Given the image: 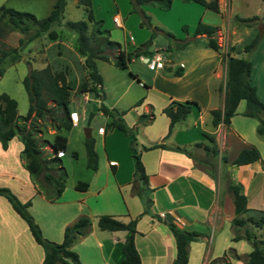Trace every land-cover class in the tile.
<instances>
[{
	"label": "crops",
	"instance_id": "crops-1",
	"mask_svg": "<svg viewBox=\"0 0 264 264\" xmlns=\"http://www.w3.org/2000/svg\"><path fill=\"white\" fill-rule=\"evenodd\" d=\"M216 1L218 12L214 14L219 15L220 20L203 23L221 25L224 17L221 6L224 0ZM225 1L230 13L231 8L235 7L234 2L238 0ZM256 1L259 11L262 7L259 0ZM256 1L240 0L244 5ZM258 11L254 15H257ZM203 15L204 12L200 19ZM186 38L191 39V36L186 35ZM182 54L180 58L179 54L172 56L169 52L170 57L166 60V65L172 68L180 66L182 74L172 77L165 73L161 76L163 83L166 80H172L175 84L183 83V90L157 89L161 101L154 108L155 112L151 110L152 100H148L150 103L144 105L145 111H151L153 117L140 127L141 133L138 131L135 134L136 151L139 152V159L147 177L145 186L150 189L147 194L151 200L150 213L143 212L144 204L136 194L139 187L143 186L133 179L135 153L128 148L129 137L121 135L118 129L113 128L104 133L102 128L98 127L99 140L95 146L97 167L85 180L86 189L75 190L74 184L71 187L65 186L60 195L52 201L36 193V187L22 167L19 158L22 148L20 141L13 137L8 141L6 149L0 147V186L6 187L21 202L30 201L28 209L44 238L60 242L66 226L81 216L89 219L87 233L77 237L70 245L82 264H118L122 258L121 245L126 231L100 230L96 225L99 215H110L124 223L136 218L133 243L140 264H171L175 247L165 220L172 221L180 229L200 233L197 240L188 243L187 264H243L245 255L250 251L245 247L242 252V244L247 240H231L234 235L231 225L234 212L226 186L228 182L238 184L240 192L245 196L246 211L239 217L256 219L259 217V214L256 215V209L260 215H264V156H261L257 146L258 140L264 145V136L256 134L257 120L242 115L243 110L237 112L235 109L229 124L218 123L212 126L208 111L222 109L225 65L216 52L205 47L200 41L186 44ZM139 57L145 62L147 56ZM156 70L155 78L160 77L159 71L164 72L165 69L163 67L150 71ZM194 75L201 79L203 75L206 77L202 98L193 93L197 86L189 79ZM208 80H215L214 85ZM101 88L102 84L100 90ZM186 100L196 102V106L192 105L184 120L176 123L164 138L168 118L162 113V108L170 101ZM72 112L78 120V114L74 110ZM137 116L138 113L134 121L129 119L125 124L128 127L134 126ZM253 132L258 138L257 141L251 139ZM205 135L214 138L218 149L212 167L183 153L165 148L141 150L142 146L159 142L187 148L192 147L194 143H200V147L192 149L204 157ZM246 147L256 148L259 159L237 166L230 163L238 151ZM221 155L226 158L224 162L220 159ZM211 168L215 170L210 173ZM227 251L237 257L225 256ZM42 256L43 251L33 241L25 222L12 210L8 201L0 196V264H40Z\"/></svg>",
	"mask_w": 264,
	"mask_h": 264
},
{
	"label": "trees",
	"instance_id": "trees-1",
	"mask_svg": "<svg viewBox=\"0 0 264 264\" xmlns=\"http://www.w3.org/2000/svg\"><path fill=\"white\" fill-rule=\"evenodd\" d=\"M172 1L129 0V3L131 9L138 10L141 18L140 24H145L153 29L162 31L168 39L174 42L176 48L182 49L190 41L194 43L200 41L205 47L210 48L220 56L221 61L225 65L223 106L222 109H211L208 111L212 126H216L218 123L224 125L229 124L230 117L234 114L238 102L243 100L245 107L242 115L256 119L257 125L255 132L257 135L264 136V102L257 97L255 88L250 83V61L246 58L230 55L229 50L233 49L231 46L226 51H222L221 46L217 43L214 36L217 26L198 20L191 39H176L169 31L156 25L152 26L149 15L141 9L142 5H149L161 10H167ZM180 1L194 2L204 9L218 12L216 0ZM261 2L264 12V0H261ZM77 4L82 7L85 18L83 20H66L64 22H61V20L65 0H53L48 14L41 19L35 18L33 14L28 12L17 11L1 5L0 38L11 30H18L23 33L28 30L30 24H34L37 27L35 34L46 32L48 40L54 41L59 35H57L56 31L50 29V27L52 25H63L75 33V50L82 57L83 67L85 69L86 77L78 85L77 91L79 93H91L97 98L100 96L101 77L96 70V59L110 62L119 68H125L132 58L144 54L139 49H135L132 52L125 51L119 43L111 40L108 31L100 28L101 20L94 19L90 0H77ZM233 18L237 25L250 27L251 22L257 16L234 15ZM89 23H91V27L88 30ZM196 35L202 36L194 37ZM36 36L38 35H32L27 40L30 41ZM258 37L259 34L256 33L248 43L242 46L241 51L249 52L257 43ZM18 43L22 45V39H18ZM239 51L238 49L236 52ZM7 56L11 62L17 61L19 57L15 48L8 50L1 49L0 63ZM163 67L172 77H177L182 74V68L180 66L172 68L171 66H164L163 64ZM2 72L3 69L0 66V75ZM21 82L28 100L27 110L23 116L16 115L15 100L5 93H0V147L1 149H6L8 141L13 137H16L20 141L22 148L19 152V158L22 167L27 171L30 181L36 187V193L41 194L46 200L52 201L60 195L64 188L66 178V172L61 164L60 156L57 154L58 152L62 154L65 151L66 136L64 133L69 131L73 126L70 118L72 111L67 107L71 87L66 80L64 72L52 71L51 67L47 64L40 69H29ZM48 101L50 102L48 103ZM192 105L196 106V102L190 100L184 102L170 101L162 108V113L168 118L167 131L164 138L169 135L176 123L184 120L189 114ZM98 109L110 116V120L105 123L103 132L115 128L131 136L129 148L135 153L133 179L138 180L143 186L139 187L136 194L142 199L144 204L143 212L150 213L149 206L151 200L147 197L150 189L145 186L147 177L139 159V152L136 151L135 134L137 125L149 122L153 114L151 111L139 114L136 118L135 125L128 127L121 118L122 114L117 110L107 109L103 106L97 107ZM49 129L53 132L49 133ZM37 132H39L38 137ZM47 134L52 135L51 140L46 138ZM205 139L208 143L203 146L204 159L196 158L192 154V148L200 147V143H194L191 145L192 147L187 148L169 146L163 142H159L149 146H142L141 150L165 148L183 153L198 162H204L212 167V161L218 155V149L212 136L205 135ZM46 144L50 145L51 149L47 153H42L41 147ZM83 145L86 155L85 166L90 170H95L97 167V155L94 150L93 138L91 136L88 138L84 137ZM72 156H75V153H72ZM220 159L223 162L226 160L223 155L220 156ZM257 159H259L257 149L254 147H246L240 149L230 163L237 166L250 163ZM86 186L85 181H76L73 187L75 190L83 191L86 189ZM226 188L231 197L234 212L231 225L236 228L243 226V234L234 232L231 240L236 241L243 238L250 243L251 250L245 255L243 264H264L262 249L264 241L257 239L250 229L244 227L248 222L256 226L260 223L264 224V215H260L256 219L239 217L241 213L246 211L245 196L240 192V187L236 183L228 182ZM0 196L8 201L12 210L25 222L33 241L41 247L43 256L40 264H81L77 254L70 248V245L77 237L87 233L90 225L87 217H78L73 223L64 228L60 242H52L41 235L38 225L29 214L27 210L30 205L29 200L21 202L6 187L2 186H0ZM135 221L136 218L124 223L110 215H99L96 219V225L100 230L126 231L121 245L122 258L118 264H140L139 255L133 243V235L136 232ZM164 223L174 240L175 255L171 264H187L188 243L197 240L200 237V233L194 230L180 229L170 220H165ZM229 252L232 254L231 256L237 257L231 251Z\"/></svg>",
	"mask_w": 264,
	"mask_h": 264
},
{
	"label": "rangeland",
	"instance_id": "rangeland-1",
	"mask_svg": "<svg viewBox=\"0 0 264 264\" xmlns=\"http://www.w3.org/2000/svg\"><path fill=\"white\" fill-rule=\"evenodd\" d=\"M226 2L227 1L224 0L222 3L221 13L224 17L222 18L221 25H217L218 27L214 36L217 43L221 46L222 51H226L228 47L231 46L233 49L229 50L230 55L246 58L250 61L249 79L255 88L257 97L263 101V4L261 0H259L262 8L258 11L256 8L257 1L244 5L238 0L234 2L235 7L231 8L230 13H228ZM52 3L53 0H0V6L3 5L17 11L28 12L33 14L37 19H41L48 14ZM90 3L94 19H100L102 22L100 28L107 30L108 35H110L109 38L119 43L121 48L125 51L132 52L135 49H139L143 51V54L147 57H150L154 53H158L165 58L164 65H166V60L170 57L168 55L169 52L172 53V56L179 54V57L182 58V50H184V48H176L174 42L168 39L162 31L153 29L145 24H140L141 18L139 12L138 10L131 9L129 0H90ZM141 9L149 15L152 26L156 25L169 31L176 39H185L186 35L192 36L198 20L201 22H215L220 20L218 14V16H216L214 14L215 12L209 9L204 10L199 4L194 2H182L180 0H174L167 10H161L149 5H142ZM256 11H258L256 15L257 18L251 22L250 27L237 25L233 18L234 15L252 16ZM203 12L204 15L200 19ZM114 14L120 16L121 27H116L113 24L112 16ZM84 18L83 9L77 4V0H65L61 22L66 20H83ZM90 27L91 23L88 24V30ZM50 29L56 31L57 35H59L54 41L48 40L46 32L35 34L37 27L34 24H30L28 30L23 33L18 30H11L0 38V50L15 48L19 55L15 62H11L7 56L0 63L3 69L0 75V93H5L14 99L16 102V115L23 116L27 110L28 100L21 80L27 74L28 70L40 69L47 64L51 67L52 71H62L65 73L66 80L71 87L67 107L70 111L74 110L78 114V120L75 124L72 121L74 125L69 131L64 133L66 136L65 151L60 155L61 164L66 172L64 187H71L76 181H85L92 171L85 166L86 155L83 145L84 129L88 128L90 130V136L94 140V150H96L95 146L99 140L98 127H101L103 132L105 123L110 120V116L104 114L101 110L98 109L93 111V105L117 110L122 114L121 118L124 123H126L129 119L134 121L136 113L139 115L146 112L143 107L145 104L150 103L148 100L153 101L150 103L153 107H151V110L155 112L154 108H156L157 104L161 101V96L157 89H179L180 91L183 90L184 85L183 83L175 84L172 80H166L163 83V77L161 75L168 73L166 70H164V72L160 70V77L158 76L155 78L154 75L157 70H148L146 63L142 61L140 57L132 58L125 68H119L112 65L110 62L96 59L95 66L101 77L102 84V88L99 90L100 96L96 98L91 93H79L77 91L78 85L85 79L86 74L84 73L85 69L83 67L82 57L75 50V33L65 28L63 25H52ZM256 33L259 34V37L255 46L249 52L241 51L242 46L248 43ZM32 35L38 36L28 41L27 39ZM129 36L132 37V40H129ZM176 36H180L181 38ZM18 39H22V45H19ZM238 49L240 51L236 52ZM171 59H173V57ZM196 74L197 73H195V75ZM195 75L190 77L189 80L191 83H195L193 85L197 86L193 92L194 95L198 98H202L204 96V81H206V77L203 75V79H201L195 77ZM208 82L214 85L215 80H208ZM49 102L50 101H48V103ZM244 107L245 102L240 100L236 107V111L239 112L240 110H244ZM144 125L145 124L137 125L136 133L138 131L141 133L140 127ZM109 131L110 130H105L104 133ZM48 132L52 133L53 131L49 129ZM102 132L100 134H102ZM120 134L123 135L124 133L121 131ZM38 135L39 132H37V137ZM123 136H128L129 140L131 138L128 134H124ZM51 137V134L46 135L48 140H51ZM251 139L256 141L258 139L254 132L251 134ZM258 141V150L261 156H264V145L260 140ZM204 143L207 144V140H205ZM50 149L51 147L48 144L41 147L42 153H47ZM72 153H75V156H72ZM192 153L198 156V158L204 159L198 152L195 153L193 150ZM214 170L215 168H211L209 172H214ZM27 210L32 216L28 208ZM256 212V215L259 214L260 216L257 209ZM244 227L250 229L257 239L264 241V224L260 223L256 226L248 222ZM233 228L235 233L243 234V226ZM254 230L256 232H254ZM242 245V252L245 251V247L251 250V245L248 241H244ZM262 249L264 254V244L262 245ZM224 255L231 257L232 254L227 251ZM5 264L16 263L5 262Z\"/></svg>",
	"mask_w": 264,
	"mask_h": 264
},
{
	"label": "built area",
	"instance_id": "built-area-1",
	"mask_svg": "<svg viewBox=\"0 0 264 264\" xmlns=\"http://www.w3.org/2000/svg\"><path fill=\"white\" fill-rule=\"evenodd\" d=\"M112 22L116 27L122 26L121 18L117 14H114L112 16ZM129 40H132L131 36H129ZM164 59L165 58L163 56L159 55L158 53H154L150 57H146L145 63L149 70H155L157 68L159 69L163 67ZM70 116H71V122L73 121L75 123L77 121V117L75 116V113L71 112ZM60 155H61V152H58V156ZM160 216H162V214H160Z\"/></svg>",
	"mask_w": 264,
	"mask_h": 264
},
{
	"label": "water",
	"instance_id": "water-1",
	"mask_svg": "<svg viewBox=\"0 0 264 264\" xmlns=\"http://www.w3.org/2000/svg\"><path fill=\"white\" fill-rule=\"evenodd\" d=\"M93 111L96 110V106L93 105L92 107ZM90 136V130L87 128V129H84V137L85 138H88Z\"/></svg>",
	"mask_w": 264,
	"mask_h": 264
}]
</instances>
